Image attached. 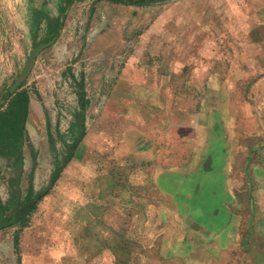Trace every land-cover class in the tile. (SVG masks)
<instances>
[{
    "label": "crops",
    "instance_id": "1",
    "mask_svg": "<svg viewBox=\"0 0 264 264\" xmlns=\"http://www.w3.org/2000/svg\"><path fill=\"white\" fill-rule=\"evenodd\" d=\"M78 1L32 10L35 32H58L39 56ZM92 4L83 45L106 72L34 91L38 56L0 103L28 96L17 151L0 138V264H264V0ZM218 150L224 182L205 202Z\"/></svg>",
    "mask_w": 264,
    "mask_h": 264
},
{
    "label": "rangeland",
    "instance_id": "2",
    "mask_svg": "<svg viewBox=\"0 0 264 264\" xmlns=\"http://www.w3.org/2000/svg\"><path fill=\"white\" fill-rule=\"evenodd\" d=\"M93 1L94 0L78 1V3L73 8L71 16H68V21L70 22H68V27L66 28L67 31L63 33L64 38L61 40L60 44L51 48L50 50H47L39 56L34 74L26 84L27 87H29L30 89L34 88V91L35 89L41 88L43 92L47 93L50 91L49 89L54 88L53 84L57 82L58 84H61L58 87L69 88L70 91L73 90L74 92V89L77 86L73 84V80L72 82L71 80L66 78H64V81L60 80L61 72L64 73L72 70V72L77 74L78 77H81L82 73H86V76H89V74L93 75L96 73L98 74L101 72H106L103 68H101L104 66L99 63L96 64L95 58L93 57L94 49H92L91 47L86 48L83 45V41L88 37L86 34L87 27L91 25V22L94 19V4H92ZM58 2L59 0H0V103L8 99V92L13 87L17 77L21 74V72H23L29 55L32 53L33 49L42 43H48L53 36V33L48 32L45 26L44 28L41 27L38 32H35L32 29L33 27H35L31 20L32 10L39 9L42 11V9H47V12L51 13V10L54 8V6L56 7ZM84 2H86L87 4H84ZM142 8L144 9V7ZM146 10L149 11L150 9L147 8ZM43 19L44 16L41 15L40 20ZM262 19H264V17ZM167 55L170 54L168 53ZM170 57H168V59ZM137 68H140L138 62ZM193 72H195V70ZM137 73L139 75H142L141 72ZM142 77L145 76L142 75ZM140 80H136L134 81V83L140 82ZM183 81L184 85H186L188 82L186 80ZM92 86L93 88L98 87L95 80H93ZM130 89L132 94L139 91L136 86H132V88ZM45 97L48 98L47 95ZM52 98L53 97H51V99ZM42 101V108L46 111L48 102L46 100ZM129 101L133 102L134 107H137V105H144L143 102L136 98H131V100ZM145 106L148 105L146 104ZM155 106L157 105L155 104ZM38 108L39 107L37 106L35 110L37 112L41 111V107L40 109ZM146 110L149 109L147 108ZM145 114H149L148 116L151 115L147 112ZM16 130L17 128L14 131L16 132ZM53 132L55 133V129H53ZM3 133L6 135H14L18 132L13 133L6 130L3 131ZM41 135L43 140L47 144L46 129L41 132ZM6 146L7 145H5V147ZM15 146L16 145L13 144L12 147L15 148ZM220 156V150H218V153L215 156V160L212 162H208L207 166L205 164V167L203 169L206 170V168L208 167L213 168L212 164L217 162L220 159ZM2 161L3 160H0V172H3V170L6 169ZM52 162L53 158H51L49 152L44 151V155H41L39 158L38 167H40L43 170L42 172L45 173L46 169L51 166ZM216 168H219V162L218 165H216V167L212 169V174L217 176L215 179L218 182L213 180H209L206 182L208 191L204 192L205 197L203 198V200L205 202H212L211 200L213 197L211 198L212 194L210 192L213 189L212 187H219L223 185L224 182V178H222V175L220 176V173ZM4 173H6V171ZM202 175L204 174L202 173ZM169 176L170 175L166 177L167 181L165 185L168 188L174 187V182H171L168 179ZM44 178L45 177H40V181H42V179ZM178 179L179 181H181L179 177ZM45 183L46 182H44L42 185H44ZM214 192L216 191L214 190L213 193ZM174 194L179 197L178 192L174 191ZM202 211L204 213L203 209ZM203 220L207 225L212 226L211 220Z\"/></svg>",
    "mask_w": 264,
    "mask_h": 264
},
{
    "label": "trees",
    "instance_id": "3",
    "mask_svg": "<svg viewBox=\"0 0 264 264\" xmlns=\"http://www.w3.org/2000/svg\"><path fill=\"white\" fill-rule=\"evenodd\" d=\"M118 1L120 3L123 4H135V5H152V4H156L158 1L160 0H129V1H125V0H115ZM166 1H170V0H166ZM58 34V32L56 31L55 34H53V36H56ZM53 36L51 37V39L53 38ZM10 111L6 114H0V136L3 138L8 137V142H7V149L10 152L15 153L18 149V145H19V138L16 136V134L11 135V134H4L3 131H8V129H16L17 127H20V119L22 116L26 115L27 110H28V96L25 92H21L19 94L16 95V97H14V99L10 102V107H9ZM20 129V128H19ZM9 132V131H8ZM15 132V131H14ZM13 132V133H14ZM3 134V136H2ZM16 145L15 148H13L12 146ZM1 207H0V211H1ZM11 222H6L3 221L0 223V229L3 227H7L9 225H11Z\"/></svg>",
    "mask_w": 264,
    "mask_h": 264
},
{
    "label": "water",
    "instance_id": "4",
    "mask_svg": "<svg viewBox=\"0 0 264 264\" xmlns=\"http://www.w3.org/2000/svg\"><path fill=\"white\" fill-rule=\"evenodd\" d=\"M51 43H42L40 45H38L36 48L33 49L32 53L29 55V58L27 60V63L25 65V68L22 72V74L20 75V77L17 79L16 83L13 86L12 90H16L19 86H21L26 79L29 77L35 62L37 60V57L39 56V54L46 49L47 47L50 46Z\"/></svg>",
    "mask_w": 264,
    "mask_h": 264
}]
</instances>
